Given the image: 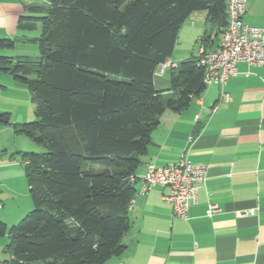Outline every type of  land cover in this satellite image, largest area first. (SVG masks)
Listing matches in <instances>:
<instances>
[{
	"label": "trees",
	"instance_id": "1",
	"mask_svg": "<svg viewBox=\"0 0 264 264\" xmlns=\"http://www.w3.org/2000/svg\"><path fill=\"white\" fill-rule=\"evenodd\" d=\"M27 8L19 28L41 25L31 39L39 56L0 55V78L29 87L37 118L13 124L4 111L0 125L45 150L21 152L33 208L16 224L0 220V236H8L11 264H105L127 248L133 176L160 116L183 111L207 87L200 55L168 67L166 86L158 67L193 12L205 10L224 31L227 0H40ZM17 40L0 37V48Z\"/></svg>",
	"mask_w": 264,
	"mask_h": 264
},
{
	"label": "crops",
	"instance_id": "2",
	"mask_svg": "<svg viewBox=\"0 0 264 264\" xmlns=\"http://www.w3.org/2000/svg\"><path fill=\"white\" fill-rule=\"evenodd\" d=\"M245 1L244 21L264 26V0ZM38 2L0 0V37L18 39L12 56H32L39 50L31 39L39 36L41 25L19 28L28 5ZM191 15L179 29L169 59L173 66L200 55L202 47L216 48L221 41L223 31L207 20V14H200L199 21ZM193 33L199 42L197 51L183 46ZM237 67L238 73L224 87L207 85L183 111L162 113L135 174H142L148 163L163 166L183 157L205 165L207 176L199 184L198 199L188 209V217L174 214L173 204L164 198L168 187L137 195L129 207L132 224L124 236L127 248L105 264H264V65L240 61ZM168 70L159 77L162 86H166ZM6 105L0 102V112L8 109ZM21 136L9 125H0V220L8 224L23 215L22 208L14 206L17 202L11 201V188L12 181L25 174L15 153L28 145L25 139L9 145ZM136 181L139 189L141 183ZM212 203L221 210L209 216ZM8 242L7 235L0 236V264H11V254L5 250Z\"/></svg>",
	"mask_w": 264,
	"mask_h": 264
},
{
	"label": "built area",
	"instance_id": "3",
	"mask_svg": "<svg viewBox=\"0 0 264 264\" xmlns=\"http://www.w3.org/2000/svg\"><path fill=\"white\" fill-rule=\"evenodd\" d=\"M245 3V0H227V24L220 43L214 49L206 50L202 47L198 63L205 68L206 85L224 87L228 79L238 73L237 64L240 61L251 65H264V26L250 25L244 21ZM170 66H173V62L166 60L157 71L162 74ZM223 97L227 99L228 94L223 93ZM206 176L205 165L194 164L186 157L163 166L148 163L142 174L133 176L140 181L141 186L129 207L137 195L157 186H164L169 188L164 198L173 204L174 214L187 218L188 209L198 199L199 184ZM220 210L219 205L212 203L207 215L211 216Z\"/></svg>",
	"mask_w": 264,
	"mask_h": 264
},
{
	"label": "rangeland",
	"instance_id": "4",
	"mask_svg": "<svg viewBox=\"0 0 264 264\" xmlns=\"http://www.w3.org/2000/svg\"><path fill=\"white\" fill-rule=\"evenodd\" d=\"M203 13L206 16L207 13L205 10H199L193 12L192 15H195L194 17H196L197 21H199L202 17L200 16V14L203 15ZM194 36L195 34L193 33V35H191L189 39V42L183 46H186L190 50L197 51L199 42L194 38ZM18 47L19 49H22L20 48V46ZM23 50L24 49H22L21 51L23 52ZM0 51L5 52V53H0V55L12 56V53L15 50L13 48H0ZM31 55L34 57L39 56V50L36 54H31ZM7 77L11 79L9 80V82H6V79H8ZM0 83L2 84L0 86V102H4V104H7L6 106L8 107V109L6 111L11 113V122L14 124V123H21V122H28L35 120L37 118L35 113V104L32 101V92L29 89V87L26 84L17 82L11 77V75L7 73H3L1 75ZM13 124L9 125L12 129H13L12 126ZM24 139L26 140L28 149H22L21 151L16 152L15 154H18L17 155L18 161L21 162L18 163V167L19 169H21V172H24L25 174L24 176L23 174L18 175L15 178V180L12 181V188H11V198H12L11 201H16L17 203H15L14 206L15 207L20 206L23 210L22 217L17 219L16 223H18L33 208L32 198L30 195L29 185L25 172L26 162L21 160V152H25V151L43 152L45 150L43 146L37 145L35 142H33L30 138H28L25 135L21 136L20 138L18 137L17 142L14 139L10 140L9 145L14 147V145L17 144L18 142L20 144L23 143L25 141ZM17 214L18 213H13V215H17ZM9 225H13V224L11 223Z\"/></svg>",
	"mask_w": 264,
	"mask_h": 264
}]
</instances>
